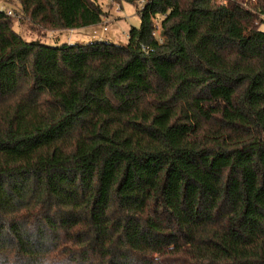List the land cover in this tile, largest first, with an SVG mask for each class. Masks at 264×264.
I'll return each mask as SVG.
<instances>
[{
    "label": "trees",
    "instance_id": "trees-1",
    "mask_svg": "<svg viewBox=\"0 0 264 264\" xmlns=\"http://www.w3.org/2000/svg\"><path fill=\"white\" fill-rule=\"evenodd\" d=\"M17 1L0 9V264H264V0H114L142 4L125 44L27 40L16 18L106 13Z\"/></svg>",
    "mask_w": 264,
    "mask_h": 264
},
{
    "label": "rangeland",
    "instance_id": "rangeland-1",
    "mask_svg": "<svg viewBox=\"0 0 264 264\" xmlns=\"http://www.w3.org/2000/svg\"><path fill=\"white\" fill-rule=\"evenodd\" d=\"M0 0V9H13L19 7V3L15 0ZM101 6L105 11L103 21L96 26L95 29L99 31V34H93L94 27H87L85 29L77 30H37L34 27L28 26L27 23L19 21L17 18L14 23V28L21 32L27 40L39 39L49 44L74 42V43H86L100 40V36L104 39L111 40L115 43L125 44L128 42L127 34L132 26H140L141 17L138 13L139 8L142 7L141 3H129L122 1L121 11L116 10V4L114 0H100ZM158 18L155 17L157 22ZM261 24L262 21L260 20ZM107 26L108 31L103 32V27ZM264 28V24L261 25ZM159 27V26H157ZM159 34L164 35L162 25H160Z\"/></svg>",
    "mask_w": 264,
    "mask_h": 264
},
{
    "label": "built area",
    "instance_id": "built-area-1",
    "mask_svg": "<svg viewBox=\"0 0 264 264\" xmlns=\"http://www.w3.org/2000/svg\"><path fill=\"white\" fill-rule=\"evenodd\" d=\"M115 4H116V10L117 11H121L122 6L120 4H118V3H115ZM7 12H8L9 15H14L15 14V12L13 10H11V9H9ZM160 25H161L160 23H157L156 24V30H155L156 34H158L159 36H160V34H159V30L158 29L160 28ZM157 26H159V27H157ZM107 30H108V27L107 26H104L103 27V32H106ZM94 34L95 35L99 34V31L98 30H95L94 31ZM160 37H162V36H160ZM100 38H103V37L100 36Z\"/></svg>",
    "mask_w": 264,
    "mask_h": 264
}]
</instances>
